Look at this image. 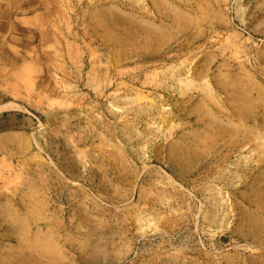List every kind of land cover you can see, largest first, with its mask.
<instances>
[{
	"label": "rangeland",
	"instance_id": "1",
	"mask_svg": "<svg viewBox=\"0 0 264 264\" xmlns=\"http://www.w3.org/2000/svg\"><path fill=\"white\" fill-rule=\"evenodd\" d=\"M0 264H264V0H0Z\"/></svg>",
	"mask_w": 264,
	"mask_h": 264
}]
</instances>
